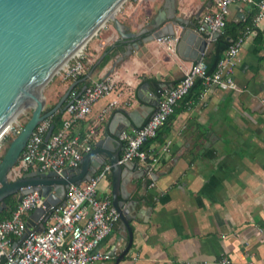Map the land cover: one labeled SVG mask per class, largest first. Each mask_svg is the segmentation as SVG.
<instances>
[{
  "label": "crops",
  "instance_id": "0c3cea01",
  "mask_svg": "<svg viewBox=\"0 0 264 264\" xmlns=\"http://www.w3.org/2000/svg\"><path fill=\"white\" fill-rule=\"evenodd\" d=\"M252 4L234 2L227 22L244 20ZM214 9L213 0H124L115 16L130 31L156 15L175 16L180 25L195 29L200 16ZM246 28L232 73L238 89L210 85L204 90L197 78L159 129L162 142L154 140L145 147L158 154V161L150 171L132 161L124 172L123 202L130 210L132 244L117 264H217L221 254L232 264H264V16ZM115 43L119 48L108 61L74 86L81 90L84 84L112 75L115 89L97 100L70 131L82 137L94 130L92 147L106 134L108 146L120 157L119 132L141 126L156 109L154 81L159 87L172 86L195 61L177 49L169 52L155 39H139V46L128 52L130 44L107 22L86 42L85 73ZM69 84L58 80L46 101L54 104ZM112 99L116 105L98 121L100 110ZM166 140H171L170 150L160 152ZM110 188L108 173L99 189L110 193ZM126 243L127 231L118 220L96 249L110 254L105 264H115Z\"/></svg>",
  "mask_w": 264,
  "mask_h": 264
},
{
  "label": "built area",
  "instance_id": "2783aa9c",
  "mask_svg": "<svg viewBox=\"0 0 264 264\" xmlns=\"http://www.w3.org/2000/svg\"><path fill=\"white\" fill-rule=\"evenodd\" d=\"M213 1L214 11L202 14L195 26L196 32L206 34L208 40L213 32L221 34L224 31L230 6L236 1L255 4L257 12L252 20L254 23L264 16V0ZM248 31L249 28H246L231 41L213 72L207 73L205 62L198 60L183 71L176 84L157 89L158 99L154 112L141 126L119 132L118 138L122 142L120 163L137 161L148 166L150 171L159 156L144 149V142L156 136L158 130L174 112L178 100L186 96L197 78L201 79L204 90L210 85L222 89H238L232 73ZM155 41L169 52L173 54L176 52L175 35L160 36L155 38ZM85 46L86 43L59 69L61 81L71 83L85 73L88 61ZM115 86V77L107 75L89 82L81 91L72 88L66 99V102L71 101L61 112L60 126L52 130L47 139L45 134L51 125L50 117L41 120L34 127L17 162L8 174L9 178L15 179L33 167L56 171L65 167H78L82 155L92 148L94 130L80 137L71 133V126L84 119L91 112L95 102L110 94ZM262 101L264 102V99ZM116 103V99L109 101L100 110L97 120L102 121ZM23 124L14 118L0 133V161L6 148V137L15 136ZM170 145L171 140H166L161 145L160 152H168ZM110 171V165L104 164L88 180L80 184L70 183L63 204L45 206L43 198L37 191L22 195L10 216L0 217V264H105L110 254L97 250L96 247L118 222L119 213L112 204L110 193L101 196L96 187ZM150 186H153V182ZM36 207L44 209L41 218L46 216L45 226L40 231L36 229L28 231L22 238L26 230L25 218ZM217 264H232V261L227 255L221 254Z\"/></svg>",
  "mask_w": 264,
  "mask_h": 264
},
{
  "label": "water",
  "instance_id": "95a60500",
  "mask_svg": "<svg viewBox=\"0 0 264 264\" xmlns=\"http://www.w3.org/2000/svg\"><path fill=\"white\" fill-rule=\"evenodd\" d=\"M123 1L0 0V133L20 110L31 106L30 115L21 130L7 144L0 161V211L6 207L5 198L9 195H17V199H20L22 195L32 191L41 195L45 206L63 204L70 183L80 184L88 180L108 161L111 168V201L127 231V243L116 256L115 264L126 255L132 244L130 210L123 202L126 198L123 174L130 170L132 161L119 162V153L108 146L106 134L82 155L76 168L65 167L59 171L35 168L15 179H10L8 174L34 127L52 114L62 112L71 101L66 102L70 90L78 81H87L103 60L106 52L98 57L81 78L72 81L50 108L45 107L46 102L42 95L44 86L106 21L111 20L119 39L130 44L128 52L139 46V39L146 42L160 36L175 35L179 55L193 61L201 60L208 42L219 35L215 31L208 40L205 34L180 25L179 18H162L158 15L137 31H130L115 16ZM176 26H180L178 31L175 30ZM142 34L145 35L141 36ZM85 86L86 84L81 90ZM154 97L157 103V94ZM53 128L54 124H51L45 139ZM146 170L148 166L144 168ZM43 212L42 207H36L28 214L22 238L34 229L36 223H39L36 230L42 229L46 220V216L41 218Z\"/></svg>",
  "mask_w": 264,
  "mask_h": 264
},
{
  "label": "trees",
  "instance_id": "16d2710c",
  "mask_svg": "<svg viewBox=\"0 0 264 264\" xmlns=\"http://www.w3.org/2000/svg\"><path fill=\"white\" fill-rule=\"evenodd\" d=\"M256 12H257V8L255 7L254 4H252L244 20H238L233 23L226 21V26L224 28V31L215 38L211 50L204 55L203 61L206 64L207 73H211L214 71L217 62L222 58L225 49L228 47L231 41L235 39L238 35H240L246 27H252V18ZM118 48H119L118 44L114 46L106 47L104 49L106 55L104 56L103 60L101 61L98 67L101 68L106 63V61L117 51ZM154 83L156 85V91H157V89L159 88V83L157 81H154ZM200 83H202L201 79H199V84ZM52 105L53 103L45 107L48 109ZM50 120H51V124H54L53 130L57 129L61 124V112H56L52 114L50 116ZM10 140H11V136H7L5 139L6 146ZM154 140H158L159 142H162V139L159 138V130L154 138L148 139L147 141L144 142L143 148L145 149L147 144ZM29 170L30 169H28L27 171ZM18 200L19 199H17V195H9L8 197H6L5 198L6 207L0 211V217L2 218L9 217L11 211L15 208Z\"/></svg>",
  "mask_w": 264,
  "mask_h": 264
},
{
  "label": "rangeland",
  "instance_id": "374dc122",
  "mask_svg": "<svg viewBox=\"0 0 264 264\" xmlns=\"http://www.w3.org/2000/svg\"><path fill=\"white\" fill-rule=\"evenodd\" d=\"M108 22H111V20H108ZM58 71L54 74V76L49 80V82L42 89V95L44 96V98L47 97L50 94L49 93L50 92V89L52 87H54V84L58 80H60ZM56 98H59V95H57ZM45 102H46V106H49L50 104H52L53 101L52 100H47L46 101V98H45ZM30 112H31V106H26L20 113H18L16 115L15 118H16V120H18L19 122H21L23 124L25 122V120L28 118V116L30 115ZM12 137L13 136H11V138ZM105 179H106V176L99 181V183H98V185L96 187L97 192L101 196L109 193V189L108 190H106V189L100 190L99 189L100 188V185L105 182Z\"/></svg>",
  "mask_w": 264,
  "mask_h": 264
},
{
  "label": "bare ground",
  "instance_id": "6f19581e",
  "mask_svg": "<svg viewBox=\"0 0 264 264\" xmlns=\"http://www.w3.org/2000/svg\"><path fill=\"white\" fill-rule=\"evenodd\" d=\"M29 105H31V104H29ZM24 108H25V107H24ZM24 108H23V109H24ZM23 109H22V110H23ZM22 110H20V112H21ZM20 112H19V113H20ZM15 117H16V116H15ZM15 117H14V118H15ZM14 118H13L11 121H13V120H14ZM11 121H10V122H11ZM10 122H9V123H10ZM9 123H8V124H9Z\"/></svg>",
  "mask_w": 264,
  "mask_h": 264
}]
</instances>
